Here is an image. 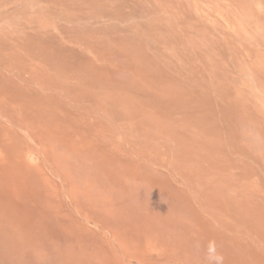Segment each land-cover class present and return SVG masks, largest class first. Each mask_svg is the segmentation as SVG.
<instances>
[{"label":"rangeland","instance_id":"obj_1","mask_svg":"<svg viewBox=\"0 0 264 264\" xmlns=\"http://www.w3.org/2000/svg\"><path fill=\"white\" fill-rule=\"evenodd\" d=\"M0 264H264V0H0Z\"/></svg>","mask_w":264,"mask_h":264},{"label":"clouds","instance_id":"obj_2","mask_svg":"<svg viewBox=\"0 0 264 264\" xmlns=\"http://www.w3.org/2000/svg\"><path fill=\"white\" fill-rule=\"evenodd\" d=\"M219 259H222V258H219Z\"/></svg>","mask_w":264,"mask_h":264}]
</instances>
